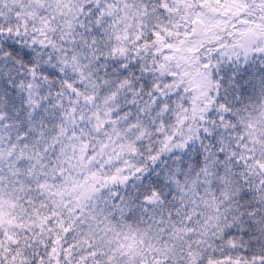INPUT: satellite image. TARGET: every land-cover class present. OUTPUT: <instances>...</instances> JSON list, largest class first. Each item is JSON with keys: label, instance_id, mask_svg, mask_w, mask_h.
I'll return each instance as SVG.
<instances>
[{"label": "snow or ice", "instance_id": "1", "mask_svg": "<svg viewBox=\"0 0 264 264\" xmlns=\"http://www.w3.org/2000/svg\"><path fill=\"white\" fill-rule=\"evenodd\" d=\"M0 264H264V0H0Z\"/></svg>", "mask_w": 264, "mask_h": 264}]
</instances>
